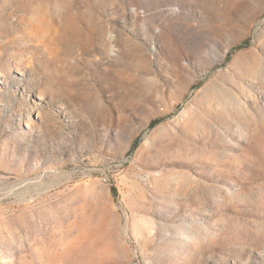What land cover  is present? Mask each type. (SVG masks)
I'll use <instances>...</instances> for the list:
<instances>
[{
    "label": "rangeland",
    "instance_id": "374dc122",
    "mask_svg": "<svg viewBox=\"0 0 264 264\" xmlns=\"http://www.w3.org/2000/svg\"><path fill=\"white\" fill-rule=\"evenodd\" d=\"M0 264H264V0H0Z\"/></svg>",
    "mask_w": 264,
    "mask_h": 264
},
{
    "label": "trees",
    "instance_id": "16d2710c",
    "mask_svg": "<svg viewBox=\"0 0 264 264\" xmlns=\"http://www.w3.org/2000/svg\"><path fill=\"white\" fill-rule=\"evenodd\" d=\"M153 123H154V122H151V123H150V126H151V124H153Z\"/></svg>",
    "mask_w": 264,
    "mask_h": 264
}]
</instances>
